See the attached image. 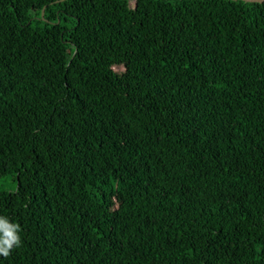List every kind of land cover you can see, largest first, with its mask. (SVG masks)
Returning <instances> with one entry per match:
<instances>
[{
	"label": "trees",
	"instance_id": "trees-1",
	"mask_svg": "<svg viewBox=\"0 0 264 264\" xmlns=\"http://www.w3.org/2000/svg\"><path fill=\"white\" fill-rule=\"evenodd\" d=\"M5 178L0 264H264V1L0 0Z\"/></svg>",
	"mask_w": 264,
	"mask_h": 264
},
{
	"label": "clouds",
	"instance_id": "clouds-1",
	"mask_svg": "<svg viewBox=\"0 0 264 264\" xmlns=\"http://www.w3.org/2000/svg\"><path fill=\"white\" fill-rule=\"evenodd\" d=\"M19 231L18 224L9 223L7 218L0 216V255L7 257L13 247L20 245Z\"/></svg>",
	"mask_w": 264,
	"mask_h": 264
},
{
	"label": "rangeland",
	"instance_id": "rangeland-1",
	"mask_svg": "<svg viewBox=\"0 0 264 264\" xmlns=\"http://www.w3.org/2000/svg\"><path fill=\"white\" fill-rule=\"evenodd\" d=\"M10 182V181H9ZM8 182V179H0V185H4L5 187L10 188L11 184Z\"/></svg>",
	"mask_w": 264,
	"mask_h": 264
},
{
	"label": "water",
	"instance_id": "water-1",
	"mask_svg": "<svg viewBox=\"0 0 264 264\" xmlns=\"http://www.w3.org/2000/svg\"><path fill=\"white\" fill-rule=\"evenodd\" d=\"M245 2H263L264 0H242ZM40 15H42V10L40 11Z\"/></svg>",
	"mask_w": 264,
	"mask_h": 264
}]
</instances>
